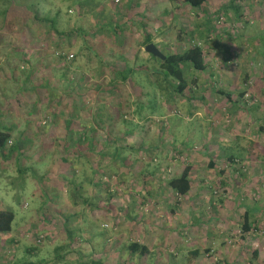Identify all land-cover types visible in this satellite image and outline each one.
Returning <instances> with one entry per match:
<instances>
[{"label": "rangeland", "instance_id": "obj_1", "mask_svg": "<svg viewBox=\"0 0 264 264\" xmlns=\"http://www.w3.org/2000/svg\"><path fill=\"white\" fill-rule=\"evenodd\" d=\"M34 14L76 32L58 35ZM109 19L121 29L118 39ZM145 31L161 52L200 42L205 67L185 68L182 91L152 73L157 60L138 45ZM263 51L264 0H206L200 7L169 0H0V129L10 134L0 150V208L14 214L0 234V264L96 258L102 264H264V213L252 210V230L240 237L243 208L250 211L254 197L264 206L262 178H241V159L224 166L233 147L218 141L222 130L239 129L262 140ZM112 61L140 68L111 99L102 85ZM100 96L109 105L122 101V120L108 136L99 134L74 168L64 166L66 121L74 129L91 125L89 112ZM186 163L187 198L160 188ZM71 173L82 184L77 199L87 197L90 205L71 203L73 184L63 176ZM134 239L151 244L150 251L129 257L125 243ZM255 246L259 259H246Z\"/></svg>", "mask_w": 264, "mask_h": 264}, {"label": "trees", "instance_id": "obj_2", "mask_svg": "<svg viewBox=\"0 0 264 264\" xmlns=\"http://www.w3.org/2000/svg\"><path fill=\"white\" fill-rule=\"evenodd\" d=\"M171 2L177 3H186L193 7H200L205 3L206 0H169ZM232 2V0H230ZM236 1V0H235ZM4 12V11H3ZM1 11V13H3ZM34 18H38L39 20L46 21L49 23V27L57 32L58 35H66V37L76 31L74 29L68 30H57L53 25V19L48 18L47 16H36L34 14ZM107 23L111 24V29L115 34V39H118V35L121 34V29L117 22H113L112 20H107ZM63 35V36H64ZM152 41V38L148 32L145 31L143 38L138 41V45L143 46L145 43ZM60 49V46H56ZM164 54L163 58H159L154 56L148 52L150 56L157 60V68H153L151 71L156 77H160L157 80H162L165 82V85L171 86V89L180 92L187 86V80L185 78V68H193L195 70H202L205 67V63L203 60V49L200 45L196 43L188 44L186 47L180 50H171L162 52ZM63 56V55H62ZM60 59L61 57L58 56ZM262 61L264 63V51L262 54ZM120 64V65H119ZM108 67L111 71V77L108 81L102 85L104 87H108L109 93L103 95L104 97L115 98L114 92L119 89L121 82H129L130 76L133 72H135L140 66H133L127 64L125 61L117 63V62H110ZM32 73L31 69L27 71L26 78ZM156 79V78H155ZM192 81V80H191ZM149 83H153L152 81H148ZM101 87V84L95 85V90ZM18 90H24L22 85L17 86ZM144 93H146L144 91ZM242 94V91L239 92ZM244 97H241L240 103L244 104ZM113 105V106H112ZM112 105H109L102 96L96 99L95 105H93L92 109L89 112L91 118V125L87 126L86 128H73L70 126L69 120H67L65 127H64V137L62 138V145L61 151L63 152L60 161L64 166L74 168L76 163H78V159L80 156L85 157V152L94 149V145L98 143L99 134L105 133L108 136V132L113 129V125L117 120H122L123 111V103L121 100H113ZM127 111V110H126ZM89 123V122H88ZM87 123V124H88ZM10 134L7 128L0 129V150L3 149L6 142L9 140ZM114 137V136H113ZM115 140V137L112 138ZM10 150H14V146L9 147ZM117 148L118 146L113 147V157L117 156ZM73 149L77 152L74 154V157L68 158V154L73 151ZM86 158V157H85ZM231 159V162H234L232 156L228 157ZM230 161V160H229ZM237 162V159H235ZM208 164L212 165L213 162L209 161ZM241 167V163H240ZM237 170L239 168H236ZM95 170V169H91ZM189 170L190 165L185 164L181 168V170L174 175H171L167 178L166 184L173 190L177 195H184L189 187H190V178H189ZM219 171L222 169L219 168ZM64 178L67 177V182L72 183V190H71V203L76 205L77 203L80 204H87L90 205L89 199L87 197H81L77 199L76 192H78L82 184L81 182H75L73 179V173L68 175H63ZM88 182H92V180L87 178ZM139 203L142 204V200H139ZM247 208V207H246ZM247 211V212H246ZM14 214L13 211L9 208H0V234L3 232H7L10 229V223L12 221ZM250 211L245 209V213L242 214V219L240 221V228L242 230L240 237H247V231L252 230L251 222L249 219ZM68 217V215L66 216ZM240 231V229H239ZM71 230L67 229V233ZM247 243V242H246ZM247 246V244H246ZM125 249L128 253V256L131 257L133 254L136 253L139 255H143L147 252V246L143 243L138 242L137 240H129L125 243ZM196 249L191 250V253L196 252ZM257 252V247L252 248V255L254 257ZM248 258V257H247ZM102 264L99 262V258L93 259L88 263L83 264Z\"/></svg>", "mask_w": 264, "mask_h": 264}, {"label": "crops", "instance_id": "obj_3", "mask_svg": "<svg viewBox=\"0 0 264 264\" xmlns=\"http://www.w3.org/2000/svg\"><path fill=\"white\" fill-rule=\"evenodd\" d=\"M233 8L238 9L239 7H237L235 4H233ZM206 20L207 19L205 17H203L202 22L206 23ZM262 54H263V52H262ZM259 79L264 81L263 76H260ZM235 101L238 103L237 100H235ZM235 101H233V102H235ZM263 105H264V103H263ZM258 129L262 131V135H263L262 140H257L254 137L245 136L244 131L239 129V130H236V132H231V134L230 133L228 134L225 130H222L221 132H219L220 133L219 136H221V137L219 138L218 141L225 143V146L231 145L233 147V151L226 154L225 155L226 159L222 161L224 166H226L227 162L229 163L231 161V159L228 158L229 156H232L234 161H235V158L239 159V160L241 159L245 162V166H246V171H244V172L239 171V173L241 174V178L248 179V180H251V179L255 180L256 179L257 181L261 180V178H262L261 183H263V185H264V122L258 127ZM256 148H257V150H256ZM226 160H228V161H226ZM232 163H233V161H232ZM234 163H236V162H234ZM224 168L225 167L221 166L222 170L221 171L218 170V172L223 173L225 171ZM255 175H256L255 178L250 177V176H255ZM170 176H166V178H164V184L160 188H167L168 187V185L166 184V180ZM191 176H192V174H191V171L189 170V178H191ZM141 190L144 191L145 193H150L149 190L146 189L145 187H143ZM180 196L181 197L185 196V198L188 197L187 194L180 195ZM144 197H149V196H147L145 194H141L142 200H144L143 199ZM245 209H247V208L246 207L243 208L242 214L245 213ZM252 210H258V211H261V213H264V206L263 205L258 206L257 197H254V203H252V208L250 209V213L252 212ZM253 217L254 216H252L251 218L249 217L250 222H251V226H252V224H254ZM262 222L264 223V220H262ZM263 229H264V227H263ZM138 242L145 244L147 246V250L150 251V249H151L150 245L151 244L148 246L144 240H141ZM244 244H245V242H244ZM262 244H263L262 247L264 248V240L262 241ZM258 251L259 250H257L256 254H257V257L259 259ZM255 256L254 257L250 256L248 258H246V256H244V257L246 259H254V258H256ZM257 264H259V263L257 262Z\"/></svg>", "mask_w": 264, "mask_h": 264}, {"label": "water", "instance_id": "obj_4", "mask_svg": "<svg viewBox=\"0 0 264 264\" xmlns=\"http://www.w3.org/2000/svg\"><path fill=\"white\" fill-rule=\"evenodd\" d=\"M143 49L159 58H163L164 56V54L157 48V46L152 41L145 43L143 45Z\"/></svg>", "mask_w": 264, "mask_h": 264}, {"label": "built area", "instance_id": "obj_5", "mask_svg": "<svg viewBox=\"0 0 264 264\" xmlns=\"http://www.w3.org/2000/svg\"><path fill=\"white\" fill-rule=\"evenodd\" d=\"M236 1H239V0H236ZM194 43L200 45V42L199 41H196ZM55 53L56 54H59V55H64L66 58H69V57L72 56V53L71 52L64 54V52H62L61 50H55ZM245 99L247 100V98H245ZM42 237H43V234L41 232H39V233L36 234L35 240L36 241H40L42 239Z\"/></svg>", "mask_w": 264, "mask_h": 264}]
</instances>
